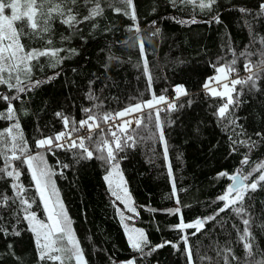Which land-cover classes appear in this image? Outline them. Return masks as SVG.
<instances>
[{
	"label": "trees",
	"instance_id": "obj_1",
	"mask_svg": "<svg viewBox=\"0 0 264 264\" xmlns=\"http://www.w3.org/2000/svg\"><path fill=\"white\" fill-rule=\"evenodd\" d=\"M18 2L23 14L27 0ZM133 4L135 21L123 15L125 7L117 0H112V6L100 0L103 14L77 25L79 32L75 34L73 29L53 18V46L74 49L75 53L60 52L61 62L55 67L41 57V67L32 68V80L45 82L22 94L20 101H12L16 119L0 118V132L18 123L19 130L14 128L11 135H16L17 131L22 133L28 154H35L41 150L36 147L40 139L61 132L81 133L80 121L87 120L89 115L83 110H91L95 119L89 124H95L92 127L96 129L83 138L93 158H81L83 150L67 147L68 141L63 150L53 146L51 152L42 154L55 172L53 183L72 233L83 251L84 264H128L129 261L134 264H264V181L245 195L243 206L247 215L237 216L229 207L214 220L207 221L199 232L195 228L176 230L181 217L187 224L215 215L225 203L218 197L233 182L231 177L241 173L248 176L253 168L264 166V66L259 70L255 87L251 82L235 85L231 96L234 102L239 100V106H229L227 119L218 116V109L227 98L213 97L202 87L208 78L218 74L220 67L228 70L233 59L236 61L232 65L234 70L228 71L236 76L235 80H247L258 71L256 65L261 58L258 53L264 52V44L260 42L264 38V17L258 18L256 13L264 12L260 7L264 0H216L211 12L193 5L174 6L171 0H133ZM93 6H84L81 0L73 11L80 19L88 15V9ZM116 8L121 11L117 13ZM241 8L246 9V13L238 10ZM193 20L196 22L192 23ZM134 24H138L139 33L129 31ZM13 27L19 30V22H13ZM157 29L159 33L154 35ZM138 35L144 41L143 53L137 46ZM61 36L71 39L61 41ZM20 43L26 51L29 46H44L26 37H21ZM246 51L254 54L242 56ZM145 56L152 76L151 89L143 66ZM249 62L253 65L252 73L242 77L246 71L244 65ZM180 85L189 96L177 98L173 89ZM89 93L96 99L89 100ZM153 93L166 98L176 96L172 102L156 105L161 109L158 121L153 116L149 123L146 114L153 110L145 108L139 115V125L127 127L126 133L122 129L115 133L121 142L126 134L135 141L134 147L117 156V162L132 207L138 213L134 222L149 241L145 253L164 241L178 244V248L169 244L150 255H141L130 247L104 179L108 165L96 158L98 153L94 148L101 137L107 145H114L112 134L101 127L105 115L152 99ZM0 94L12 96L15 90L0 86ZM189 98L194 101L191 106ZM169 103H174L176 110H168ZM7 108L8 104L0 101V112L6 113ZM58 112L69 118L67 128L57 117ZM230 119L237 121L235 127L229 125ZM72 121L78 131H73ZM158 125L163 126L166 155L163 141L155 138L159 134ZM233 141L248 144H233ZM101 147L106 150V145ZM20 155L17 149L15 156ZM245 157L246 164L243 163ZM6 165L8 170L20 175L16 179L0 173V226L4 230L0 232V264H60V261L38 259L35 233L30 228L33 222H45L47 216L30 170L13 157L10 135L4 137V147L0 149V168ZM221 172L228 176H220ZM262 172L264 167L252 173L246 183L250 185ZM13 183L21 187L13 189L10 187ZM18 192L27 204L21 205ZM5 196L9 198L6 207ZM235 206L239 207V202ZM177 207L179 214H168V210ZM30 213H35L34 221L25 219ZM243 219H249L248 230L253 238L250 250L245 248V241L240 240L245 230ZM193 232L196 234L192 235ZM185 235L191 248L190 261L182 241ZM63 244L67 245V241Z\"/></svg>",
	"mask_w": 264,
	"mask_h": 264
},
{
	"label": "snow or ice",
	"instance_id": "obj_2",
	"mask_svg": "<svg viewBox=\"0 0 264 264\" xmlns=\"http://www.w3.org/2000/svg\"><path fill=\"white\" fill-rule=\"evenodd\" d=\"M81 0H27L24 5L26 11L23 14L18 15L17 9L19 5L16 3V0H0V21H4V23H0V86L6 87L8 90H15V95L9 96L5 94H0V101L6 102L8 104V108L6 113L0 112V118L6 120H15L16 119V112L14 110V106L12 101H20L21 95L26 94L28 91H31L40 86V84L44 83L45 81L41 80H32V68L33 66L40 68V59L44 57L49 66L55 67L57 64L61 62V57L59 53L62 51H70L71 53H75V50H68L63 48H55L53 46V30L51 27V22L53 18L58 19L62 25L68 26L70 29L76 32H79L77 25L84 23L85 21H91L93 18L97 16H101L103 14L104 9L100 7V0H82L84 6L89 4L94 5L93 7L88 9V15L83 16L80 19H77V15L74 14L73 9L77 8L80 4ZM109 6H112V0H104ZM118 3L124 5L125 10L123 11V15L130 17L135 21V8L133 4V0H117ZM172 4L175 6L177 4H186V5H193L198 6L201 11L208 10L209 12L212 11V5L216 3V0H171ZM261 9H264V4H261ZM9 9L11 11V18L8 16H4L3 13L5 9ZM242 13H246V9H238ZM115 11L119 13L121 9L116 8ZM38 15V19H37ZM256 16L258 18L264 17V12H257ZM13 22H19V30L13 27ZM181 23H188L189 21H180ZM195 23L196 21H191ZM216 22H219V19L216 18ZM248 24V21H245ZM251 28V25L249 24ZM27 29V31H25ZM129 31H135L136 33L140 32L138 24H134L133 28L129 29ZM159 33V29L156 30L154 35ZM26 37L30 41H37L44 45L43 47H36L33 48L31 46L28 47L27 51L23 44L20 43V38ZM70 36H61V41L70 40ZM264 44V38L260 41ZM137 46L139 50L143 53L144 52V41L142 38L137 36ZM254 53L251 52H243L241 53L242 56H251ZM261 57L258 61L256 67L258 71L256 73H252L253 65L249 62L244 65L246 71L252 73L249 75L247 80L236 79L232 80V88H229L228 83H224L223 87L225 89L224 92H218L216 88L210 87L213 82L219 83V78L217 77H210L208 80L205 81L203 84V88L210 93L211 96L216 97H227L226 102L223 104L222 107L218 109V116L221 118L227 119L226 113L228 112L229 106L234 105V107L239 106V100L233 101L230 92L235 91V85H243L245 83L251 82L252 87H255L256 79L259 78L260 69L264 66V52L258 53ZM33 61H35V65H33ZM236 63L235 59L231 62L228 66L229 71H233L232 65ZM144 71L147 76L149 88L151 89L152 84V76L148 69V61L145 56L143 61ZM219 73H225V67H220L217 69ZM51 77H49V80ZM173 91L177 94V98L179 95L189 96L187 90L182 86H176ZM239 95V93H237ZM89 100H95L96 97L91 93L88 94ZM194 101L189 98L188 105ZM166 103V96L161 94L159 96H155L152 94V99H149L144 102H137L134 105H130L129 107L125 108L123 111L118 112L116 115L118 117H124L126 115H131L132 113H142L145 108L153 110L149 111L146 115L148 118L149 123L153 120V116L158 121L159 120V113L161 111L160 108L156 107V105ZM168 110H176V105L174 103H169L167 105ZM88 115L87 120L80 121V127H84L88 125L89 130L92 128V125L89 124V121L94 120L95 118L90 114V109L83 110ZM57 117H59L63 121V125L67 128L69 124V118L64 116L62 113H57ZM231 115V114H229ZM112 118L111 114L105 115L103 117L104 121L107 122L108 119ZM73 123V131H78L75 127V121ZM137 125L141 123L140 119L136 121ZM237 121L236 120H229V125L235 127ZM132 124V120H124L122 125L120 126L122 130L126 133L127 126ZM159 127V134L155 136V138L163 141L164 143V153L167 154V142L164 141V134H163V126L158 125ZM19 130V124L15 123L11 127H9L6 131L0 132V149L4 147V137L6 135L11 136V143H12V151L13 157L17 160H21V163L26 164L27 168L30 170L31 177L35 182L37 191L44 202V206L48 211V220L51 221L50 224H44L43 222H36L32 223L30 230L35 233V242L39 249L38 259L42 262H55L60 261V264H70L71 261L75 260L76 264H84L83 262V251L79 247L78 241L72 234V230L68 227V217L63 208L62 203L57 198L54 203L51 205L49 201L52 199L53 195H56V190L51 183V177L55 174L52 169L47 165L46 161L42 154L37 153L35 155L28 154V149L26 142L24 141L22 133L17 131L16 135H11L13 129ZM259 136L260 134L257 133ZM65 136L71 137V132H61L54 137H47L44 139H40L36 142L37 148H46L47 151L51 152L53 145L56 148L63 150L66 145L60 143V141L65 138ZM112 137L114 140V145H107V142L100 138V140L96 141V147L94 151L98 153V159L102 160L106 165H108L111 169H118V162L117 156L120 153L126 152V150L130 147L135 146V141L131 135H125V139L123 142L120 141V138L116 136L115 133H112ZM91 140V137H89ZM131 141V143H129ZM240 143L247 145V141H233V144ZM106 145V150L101 145ZM67 147L69 148H79L83 150V155L81 158L89 159L93 158V152L88 151L85 147L83 142V138L80 139V142L72 140ZM19 150L20 156H15V151ZM251 150V147L249 148ZM23 157V159H21ZM243 163H247V157H245ZM63 167H67L64 165ZM264 167L258 165L257 167L253 168L248 176H244L242 173L236 176L231 177L233 180L232 184H229L226 192L218 197L219 201H224L223 207H221L215 215L211 217H207L204 220L197 219L195 223H187L183 222L181 217V223L176 226V230L182 231L185 228H195L197 232L203 227V225L210 220H214L216 215H219L220 212L225 211L229 207H232V211L237 216H244L247 215L243 201L245 195L249 191H255L257 189V185L264 181V172H262L257 180L253 181L250 185L246 183L248 177L252 175V173L259 170V168ZM169 172L171 173V166L169 165ZM0 173H4L6 177H15L19 179L20 173L17 171H10L8 170V165L4 168H0ZM62 174V170H61ZM111 175V173H110ZM220 176H228V173L221 172ZM105 180L109 179V176L104 177ZM13 189L21 187L20 185L13 183L10 185ZM119 187V185L117 186ZM173 191L175 192V184L173 182ZM124 192L127 193V189H124ZM233 193L235 195H233ZM17 197L20 199L21 205H25L28 203L26 199L20 197L19 192L16 194ZM112 195L116 197V200H122L123 197L119 195L116 191L112 192ZM4 206H7L8 197L5 196L4 198ZM251 199V197H249ZM35 202V201H33ZM239 202V207L235 205ZM13 203H15V199H13ZM125 203V211L132 213L134 216H138L135 207L129 208L127 206V200H124ZM176 203L179 204V199L177 198ZM31 207V205H28ZM27 212V208L24 209ZM119 211V208H118ZM155 211V210H150ZM180 208L177 207L174 210H168V214H179ZM133 216H129L128 219H132ZM25 219L28 221L35 220V213H30L25 216ZM242 223L245 225L244 234L240 236L241 241H245V248L251 249L252 243L250 242L253 238L251 233L249 232V219H243ZM3 227L0 226V232H3ZM132 232L136 235H130L128 237L130 247L133 250L138 251L141 255H150L151 252H154L158 248H163L166 245L171 244L174 249L178 248V244H172L171 241H164L161 244L153 246L149 252L145 253L144 248L148 247L149 241L143 231V229H132ZM8 235V233H4ZM15 235H19V233H14ZM56 234H59L58 236ZM196 232H193L192 235H195ZM67 241V245H64L63 242ZM182 241L185 244V254L191 260V248L188 246V237L185 235L182 237ZM59 245V246H58ZM70 245V246H69ZM226 252L229 250H225ZM56 252L59 255H53L52 253ZM63 257V258H62ZM225 262H227V256L224 257ZM128 264H134L133 261H129Z\"/></svg>",
	"mask_w": 264,
	"mask_h": 264
},
{
	"label": "rangeland",
	"instance_id": "obj_3",
	"mask_svg": "<svg viewBox=\"0 0 264 264\" xmlns=\"http://www.w3.org/2000/svg\"><path fill=\"white\" fill-rule=\"evenodd\" d=\"M19 0H17L16 1V3L19 5V7H18V9H17V14L18 15H20V3L18 2ZM3 15L4 16H8L9 18H11V11L9 10V9H5V12L3 13ZM0 23H4V21H0ZM231 76V72H229L226 68H225V73H219L218 72V74H216L214 77H217V78H219V85L218 86H216V87H214V86H212L214 83L215 84H217L216 82H213L212 84H211V87H213V88H216V90L218 91V92H224L225 91V89H224V87H223V85H224V83H228L229 84V88H232V84H231V82L229 83V81H228V79H229V77ZM235 80V79H234ZM175 96H176V94H174ZM230 95H231V92H230ZM227 98V97H226ZM147 101V100H146ZM117 114V113H116ZM116 114H112V115H116ZM117 116V115H116ZM90 124L92 125V126H94L95 124H92V122H90ZM70 132V131H69ZM81 138H83V137H81L80 136V133L79 134H72L71 133V137L69 138L68 136H66V138L65 139H67V141L68 142H71L72 140H75V141H77V143H79L80 142V139ZM83 142H84V138H83ZM60 143H61V141H60ZM62 144H64V143H62ZM54 146V145H53ZM44 151H47V149L46 148H41V150L39 151V152H37V153H40V154H43L44 153ZM37 153H35V154H37ZM35 154H31V155H35ZM110 173H111V175H110ZM105 176H109V179L108 180H106V183H107V185H108V188H109V191H110V193H111V195H112V192L113 191H116L119 195H121L122 197H123V199L122 200H116V197L115 196H113L112 195V198H113V200H114V202H115V205H116V207H117V209L119 208V215H120V219H121V222H122V224H123V226H124V228H125V232H126V236H127V239H128V237L130 236V235H136L135 233H133L132 232V229H141L135 222H134V219H135V216L132 214V213H130V212H128V211H125V203H124V200H127V206L129 207V208H131L132 207V199H131V196H130V194H129V192H128V189H127V186H126V184H125V180H124V177H123V175H122V173H121V171H120V169H119V167H118V169H111L109 166L107 167V173H106V175ZM33 182H34V180H33ZM51 183H52V185L54 186V183H53V177H51ZM233 182H231L230 184H232ZM34 184H35V182H34ZM119 185V187H117ZM35 187H36V185H35ZM54 188H55V186H54ZM127 189V193H125L124 192V189ZM37 189V188H36ZM56 190V189H55ZM38 192V191H37ZM39 194V193H38ZM235 195V194H234ZM40 196V195H39ZM59 199V201L61 202V200H60V198H59V195H58V193H57V191H56V195H53L52 196V199L49 201V204L51 205L52 203H54L55 201H56V199ZM40 199H41V197H40ZM41 202H42V204H43V207H44V209H45V213H46V216H47V220L45 221V222H43L44 224H50L51 223V221L50 220H48V211H47V209L45 208V206H44V202H43V200L41 199ZM62 203V202H61ZM129 216H133V218L132 219H128V217ZM34 223V222H33ZM68 227H70L71 228V226L69 225V223H68ZM71 230H72V228H71ZM73 234V233H72ZM57 236L59 235V234H56ZM74 236V235H73ZM128 241H129V239H128ZM130 244V243H129ZM59 246V245H58ZM70 246V245H69ZM53 255H59V253H56V252H53L52 253ZM83 262H84V258H83Z\"/></svg>",
	"mask_w": 264,
	"mask_h": 264
},
{
	"label": "built area",
	"instance_id": "obj_4",
	"mask_svg": "<svg viewBox=\"0 0 264 264\" xmlns=\"http://www.w3.org/2000/svg\"><path fill=\"white\" fill-rule=\"evenodd\" d=\"M250 74V72L245 71L242 74V77L248 76ZM236 78L235 75H232L229 77L228 81L229 83L234 80ZM219 83L217 84H213L212 86L216 87L218 86ZM211 87V85H210ZM205 90V89H204ZM174 99V95L169 96L168 98H166V103L167 102H172V100ZM163 104V103H161ZM140 113H132L131 115H126L124 117H118L116 115H111L112 118L108 119L107 122H104L103 126H101L102 128H105V130L112 134V133H116L119 129H122L120 126L122 125L124 120H132V124L130 126L127 127H133L136 124L137 119L139 118ZM96 127H92L90 130L87 126L82 127V132L80 133L81 137H88L91 132L93 130H95ZM66 138V136H65ZM63 138L61 140V143H65L67 141V139Z\"/></svg>",
	"mask_w": 264,
	"mask_h": 264
},
{
	"label": "crops",
	"instance_id": "obj_5",
	"mask_svg": "<svg viewBox=\"0 0 264 264\" xmlns=\"http://www.w3.org/2000/svg\"><path fill=\"white\" fill-rule=\"evenodd\" d=\"M214 77V76H213Z\"/></svg>",
	"mask_w": 264,
	"mask_h": 264
}]
</instances>
